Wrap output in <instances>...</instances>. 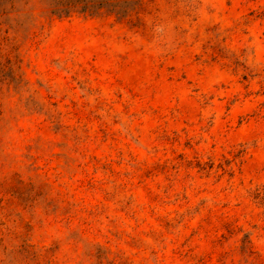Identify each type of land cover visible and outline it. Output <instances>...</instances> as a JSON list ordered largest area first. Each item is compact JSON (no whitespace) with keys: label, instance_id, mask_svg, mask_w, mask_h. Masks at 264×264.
<instances>
[{"label":"rangeland","instance_id":"1","mask_svg":"<svg viewBox=\"0 0 264 264\" xmlns=\"http://www.w3.org/2000/svg\"><path fill=\"white\" fill-rule=\"evenodd\" d=\"M52 9L0 0V264H264V0Z\"/></svg>","mask_w":264,"mask_h":264},{"label":"trees","instance_id":"2","mask_svg":"<svg viewBox=\"0 0 264 264\" xmlns=\"http://www.w3.org/2000/svg\"><path fill=\"white\" fill-rule=\"evenodd\" d=\"M136 2L137 0H117L114 5V0H52V12L59 16H67L71 13L73 8H79L80 12L94 14L104 7L114 12V6L118 4L122 3L125 6Z\"/></svg>","mask_w":264,"mask_h":264}]
</instances>
